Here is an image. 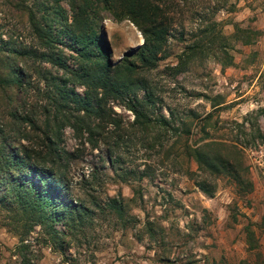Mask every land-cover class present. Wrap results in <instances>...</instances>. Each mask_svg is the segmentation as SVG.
I'll return each instance as SVG.
<instances>
[{
  "label": "rangeland",
  "instance_id": "1",
  "mask_svg": "<svg viewBox=\"0 0 264 264\" xmlns=\"http://www.w3.org/2000/svg\"><path fill=\"white\" fill-rule=\"evenodd\" d=\"M27 1L33 6L41 0ZM46 1L38 3L39 9L34 5L37 16L46 12ZM167 9L171 33L152 68L143 67L133 53L143 42L139 28L101 11L112 65L134 61L137 97L143 98L146 86L153 92V103H141L150 118L143 124L134 122L127 98L109 95L105 107L118 124L107 113L91 117V132L76 131L66 122L50 145L46 125L54 128V116H61L50 76L68 78L67 85L81 95L88 89L101 95V90L76 79L85 61L69 45L59 43L62 50H56L74 68L72 75L39 56L17 59L25 81L0 87V141L18 147L27 162L54 168L66 200L87 209L72 229L55 222L65 233L63 242H54L44 225L24 223L0 199V264H264V139L253 143L243 133L235 137L233 122L264 105V0H171ZM201 25L223 35L179 62L185 40ZM0 37L20 49L46 50L28 13L4 0ZM0 57V70H10L9 60L3 53ZM258 121L264 132V117ZM234 138L245 145L243 151L231 146ZM200 146L236 157L252 188H239L223 172L203 170L194 153ZM28 167L22 169L27 177L38 179L37 166ZM199 180L213 186L212 195L200 189ZM113 197L121 211L108 205Z\"/></svg>",
  "mask_w": 264,
  "mask_h": 264
},
{
  "label": "trees",
  "instance_id": "2",
  "mask_svg": "<svg viewBox=\"0 0 264 264\" xmlns=\"http://www.w3.org/2000/svg\"><path fill=\"white\" fill-rule=\"evenodd\" d=\"M4 1H8L10 7L16 10H24L28 13L32 29L46 50L20 49L0 37V54L3 53V58L9 60L11 65L8 71L0 70V87L21 86L25 81L24 72L19 68L17 60L23 54L39 56L57 64L64 71H69L71 75L72 72L75 73L74 68L69 67L66 59L57 52L56 49L62 50L58 47L60 43L72 47L77 55L85 61L82 72L75 73L78 77L76 79L81 81L80 83H87L88 88L90 86L93 90H101V95H98L97 91L92 92L89 89L81 95L74 90L73 86L67 85L68 80L66 79L68 78L59 76L58 79L54 75L50 76V84L56 89L52 100L56 106L55 109L61 114L59 117L57 114L54 116L56 120L54 128L46 125L45 137L50 145L53 146L59 137L61 126L66 122H69L76 131L91 132L93 130L91 117L107 113L109 119L118 124V120L111 117L105 107V99L109 95L120 99L127 98L126 105L133 110L135 123L143 124L150 119L142 109L141 103L143 101L153 103V92L146 86L143 87V98L137 97L136 88L133 87L132 82V74L135 70L134 61L126 58L123 63L112 65L108 54V43L101 34V11L105 9L116 19L128 18L139 28L143 42L133 53L143 67L152 68L160 58L159 51L171 33V16L167 13V6L171 0H49L44 4L46 14L39 16L36 15V6L34 7V5L37 4L39 9L38 3L41 4L44 0L32 2L35 3L33 6L29 5L27 0ZM62 1H65L68 7ZM69 18H71L70 21ZM57 23H59L58 27ZM211 24L216 27L214 21H211ZM69 25L74 29H70ZM198 30L199 34H197L198 32L194 33L192 39L190 37L185 40L183 50L178 56L179 62L190 59L197 49H200V44H211L218 35H223L220 32L210 33V30L203 25L199 26ZM182 38L184 39V33ZM65 107L69 109L67 113H64ZM13 114L33 124L32 119L26 115L19 116L16 112ZM260 116L264 117V105L257 106L244 115L241 120H234L237 127L235 137L243 133L253 143H255V139L263 141L264 132L261 131L258 121ZM161 119L163 122H169L164 116ZM46 123L49 124L48 121ZM2 129L0 128V132ZM237 139L239 138H234L231 146L237 149L239 147L242 150L245 145L238 142ZM213 144L216 145L214 142L205 143L209 146ZM227 146L229 147L230 144ZM201 148L202 146L195 148L194 153L203 170L207 169L209 172L217 174L223 172L232 177L236 184H240L239 188L246 191L252 188L250 176L240 174L236 157L225 156L221 151L211 152V147L206 150H201ZM35 162H27L18 147L0 141V199L10 203V209L17 212L16 214L24 220V223H40L44 225L50 239L57 242L61 238V242H63L61 234L65 232L57 229L54 225L55 222L62 221L72 229L84 220L87 208L81 203L76 204L66 200L64 184L57 181L54 168ZM27 164L37 166L35 175L38 179L27 177V170H22L24 167H28ZM18 169L21 172H15ZM197 184L205 193L212 195L214 188L209 182L199 180ZM108 205L116 211L122 209L120 200L114 197L110 198ZM25 247V244L22 243L18 245L22 252Z\"/></svg>",
  "mask_w": 264,
  "mask_h": 264
}]
</instances>
